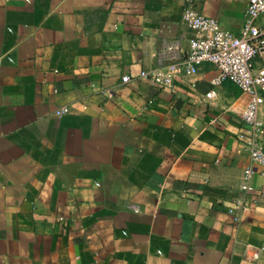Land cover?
I'll return each mask as SVG.
<instances>
[{"label": "crops", "instance_id": "obj_1", "mask_svg": "<svg viewBox=\"0 0 264 264\" xmlns=\"http://www.w3.org/2000/svg\"><path fill=\"white\" fill-rule=\"evenodd\" d=\"M246 2L0 0V264H264L248 95L139 75L181 62L186 5L238 34Z\"/></svg>", "mask_w": 264, "mask_h": 264}, {"label": "built area", "instance_id": "obj_2", "mask_svg": "<svg viewBox=\"0 0 264 264\" xmlns=\"http://www.w3.org/2000/svg\"><path fill=\"white\" fill-rule=\"evenodd\" d=\"M181 20L191 30L181 62L172 63L165 70H142L140 77L171 88L181 70L193 74L202 63L213 65L218 71L211 79L213 86L229 81L248 95L241 113L243 129L237 138L247 150L250 161L259 166V173L264 176V146L260 139L264 125L258 117L264 105V0H247L238 34L223 29L217 19L199 13L191 4L182 9ZM256 59L260 64L256 65ZM128 79L127 75L122 77L123 82ZM211 94L209 91L207 96ZM68 111L67 106H62L55 114L61 116ZM252 172L251 166L242 170L240 188L244 191L252 189L249 183ZM256 258V252L251 254L252 260Z\"/></svg>", "mask_w": 264, "mask_h": 264}]
</instances>
